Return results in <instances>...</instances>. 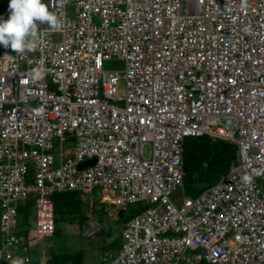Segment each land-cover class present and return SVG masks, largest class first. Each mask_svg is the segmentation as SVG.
<instances>
[{
	"label": "built area",
	"instance_id": "obj_1",
	"mask_svg": "<svg viewBox=\"0 0 264 264\" xmlns=\"http://www.w3.org/2000/svg\"><path fill=\"white\" fill-rule=\"evenodd\" d=\"M44 1L63 29L40 25L47 46L33 52L0 50V262L29 261L19 204L33 199L48 237L51 195L99 187L109 217L146 206L101 264H264V0ZM203 135L234 144L235 161L176 204L184 139Z\"/></svg>",
	"mask_w": 264,
	"mask_h": 264
},
{
	"label": "trees",
	"instance_id": "obj_2",
	"mask_svg": "<svg viewBox=\"0 0 264 264\" xmlns=\"http://www.w3.org/2000/svg\"><path fill=\"white\" fill-rule=\"evenodd\" d=\"M2 4L0 0V19L6 20L8 16L3 14ZM1 49L7 48L0 45ZM235 151L236 147L234 144L225 141H212L206 135L186 137L183 142L184 192L188 196H196L202 190L214 184L221 175L228 171L231 163L235 161ZM50 198L53 202L54 224L58 216L63 217L67 214L70 216L78 215L82 205H84L80 193L77 191L56 192ZM33 208L34 201L32 198L18 205V217L20 216V218L16 230L19 234H23L27 238H29V229L33 225L29 220V214L33 211ZM145 208L146 206L141 203L130 205L127 210L123 211L122 216H117L115 220L116 224L121 225L126 219L141 212ZM55 232L56 229L54 228L52 235ZM82 260L83 252L49 253L46 264H82ZM0 264L8 263L0 262ZM197 264L207 263L200 261Z\"/></svg>",
	"mask_w": 264,
	"mask_h": 264
},
{
	"label": "rangeland",
	"instance_id": "obj_3",
	"mask_svg": "<svg viewBox=\"0 0 264 264\" xmlns=\"http://www.w3.org/2000/svg\"><path fill=\"white\" fill-rule=\"evenodd\" d=\"M8 4L9 0H6L4 5H2V12L6 16H9ZM114 64L117 65L119 63L111 60L108 63H105V67L108 68ZM75 142V138L68 137L61 145H59V139L53 138V144L57 152L65 153V150H69ZM58 164L59 162L57 160L54 162L53 166L56 167ZM112 195L113 192L99 187L94 188L90 194H80L81 199L84 202L80 213L78 215H75L76 213L73 214L75 216H70L69 214L64 215L63 217L58 216L55 221L56 232L51 236L43 238H38L35 234V213L33 209L29 214L30 223L33 220L32 223L34 225V227L33 225L31 226L28 233L29 247H38L39 253L42 255L44 252L45 255H48V253L60 254L83 252V264H100L99 257L101 253L113 249L109 247L111 246L110 243L120 236L122 230V226L115 222L117 215L113 214L112 217H109L108 215L117 210V207L111 204ZM183 195L188 196L185 192L182 194L180 188L177 187L172 191L170 198L178 204ZM19 218L20 216L18 217V221ZM90 219L96 220L102 225V227L92 233L93 235H85V231L89 229ZM118 242H116V244H118ZM32 255L33 254H31V259L33 261L34 256ZM25 264H46V262L44 263V261L36 259L34 260V263L31 262Z\"/></svg>",
	"mask_w": 264,
	"mask_h": 264
},
{
	"label": "clouds",
	"instance_id": "obj_4",
	"mask_svg": "<svg viewBox=\"0 0 264 264\" xmlns=\"http://www.w3.org/2000/svg\"><path fill=\"white\" fill-rule=\"evenodd\" d=\"M8 10V18L0 19V45L17 54L47 46V42L42 39L40 25L46 24L49 29L57 32L64 27L57 12L50 10L44 0H9ZM29 77L35 82L43 78V73L39 69H33ZM38 111L42 113L43 108ZM242 179L245 183H251L253 177L245 175ZM11 264H25V261L16 257Z\"/></svg>",
	"mask_w": 264,
	"mask_h": 264
},
{
	"label": "crops",
	"instance_id": "obj_5",
	"mask_svg": "<svg viewBox=\"0 0 264 264\" xmlns=\"http://www.w3.org/2000/svg\"><path fill=\"white\" fill-rule=\"evenodd\" d=\"M2 1V5H4L5 1L6 0H1ZM45 3V1H44ZM67 152V149L65 150ZM117 215V213L115 214ZM118 216V215H117ZM35 220V219H34ZM33 222V221H32ZM34 224H35V221H34ZM34 227V225H33ZM121 233V232H120ZM119 241V242H118ZM116 242H118V244H116ZM112 243V244H111ZM110 243L111 246H109L110 248H113V249H119L120 247V243H121V237L119 236L117 239L113 240L112 242ZM47 250V249H45ZM48 251V250H47ZM29 253V254H28ZM23 254H26L28 255L29 257V261L28 262H25V263H31L33 262L34 263V260L38 259V260H41V261H44V263L46 262V260L49 258V253L48 255H45V252L44 254L42 255L41 253H39V250H38V247H32L30 248L29 247V244L26 246V248L24 249V253ZM31 254H33L32 256H34V260L32 261L31 259ZM103 255V252L101 253L100 257H99V260H100V264H101V257ZM200 261H204L206 262L205 260H200ZM200 261H193V262H186L185 264H197L199 263ZM207 264H209L208 262H206ZM82 264H83V260H82Z\"/></svg>",
	"mask_w": 264,
	"mask_h": 264
},
{
	"label": "water",
	"instance_id": "obj_6",
	"mask_svg": "<svg viewBox=\"0 0 264 264\" xmlns=\"http://www.w3.org/2000/svg\"><path fill=\"white\" fill-rule=\"evenodd\" d=\"M93 162H94V159L93 158L87 159L86 161H84V162H82V163L79 164V168L86 167V166L92 164ZM117 215L119 217L122 216V210L121 209L118 210Z\"/></svg>",
	"mask_w": 264,
	"mask_h": 264
},
{
	"label": "bare ground",
	"instance_id": "obj_7",
	"mask_svg": "<svg viewBox=\"0 0 264 264\" xmlns=\"http://www.w3.org/2000/svg\"><path fill=\"white\" fill-rule=\"evenodd\" d=\"M211 186V185H210ZM98 188V187H97ZM182 198V197H181ZM172 201H173V199H172ZM89 220V219H88ZM99 232V231H98ZM86 235V234H85ZM91 235H93V234H91ZM84 237V236H83Z\"/></svg>",
	"mask_w": 264,
	"mask_h": 264
}]
</instances>
